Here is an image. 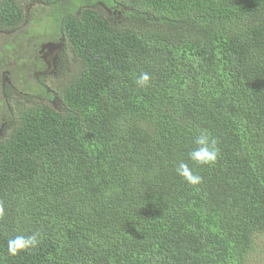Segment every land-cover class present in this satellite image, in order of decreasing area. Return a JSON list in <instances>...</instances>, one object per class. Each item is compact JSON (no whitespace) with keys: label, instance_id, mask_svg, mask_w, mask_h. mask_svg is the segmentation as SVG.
Masks as SVG:
<instances>
[{"label":"trees","instance_id":"1","mask_svg":"<svg viewBox=\"0 0 264 264\" xmlns=\"http://www.w3.org/2000/svg\"><path fill=\"white\" fill-rule=\"evenodd\" d=\"M32 1L0 0V26ZM51 1L68 48L0 134V264H249L264 247V0ZM203 129L210 166L188 158Z\"/></svg>","mask_w":264,"mask_h":264},{"label":"flooded vegetation","instance_id":"2","mask_svg":"<svg viewBox=\"0 0 264 264\" xmlns=\"http://www.w3.org/2000/svg\"><path fill=\"white\" fill-rule=\"evenodd\" d=\"M58 5L60 6V3L56 1L50 0L46 3L44 0H33L25 7L26 18L21 24L14 28L0 26V35L13 34L17 38L21 36L18 31L22 26L27 23L32 24V18L37 21L38 16H41L38 14L39 9L46 7L50 10L51 16L39 22L40 30L36 28L31 33L27 30L28 40L25 45L21 44L19 53L11 44H0V70L3 72L2 89H0V134L8 128L11 115L15 112V93H20L22 88H27L26 83L30 77H35L37 80L35 84L46 86L53 84L54 79L63 73L60 67L63 69L62 54L68 48V40L62 25L58 24V14H55L59 10ZM67 7L69 10L63 11L65 14L71 11V6ZM32 8L33 11H31ZM53 16L54 22L50 21ZM20 41L23 40L20 39ZM30 70L32 73L29 72ZM17 71H20L18 83H13L11 78Z\"/></svg>","mask_w":264,"mask_h":264},{"label":"clouds","instance_id":"3","mask_svg":"<svg viewBox=\"0 0 264 264\" xmlns=\"http://www.w3.org/2000/svg\"><path fill=\"white\" fill-rule=\"evenodd\" d=\"M135 82L140 87H146L150 83V76L142 72ZM193 143L195 147L189 151L188 158L194 165L210 166L216 162L219 156L218 143L208 130H200L199 134L194 137ZM176 173L190 185H198L202 182V177L183 161L177 165ZM2 214L3 206L0 205V215ZM40 242L38 232H33L31 235L20 234L7 241V248L9 254L17 255L21 251L37 247Z\"/></svg>","mask_w":264,"mask_h":264},{"label":"rangeland","instance_id":"4","mask_svg":"<svg viewBox=\"0 0 264 264\" xmlns=\"http://www.w3.org/2000/svg\"><path fill=\"white\" fill-rule=\"evenodd\" d=\"M73 1H76V4L79 5L85 1H90V0H73ZM70 6H71V4H70ZM31 11H33V8L31 9ZM49 11L50 10L46 7L45 8L42 7L41 9H39L38 14H41V16H38L37 21L33 20V18H32V24L27 23L26 25L22 26L18 31L21 34L20 37L16 38V36H14L13 34L0 35V44H11L14 47H16L17 53H19L21 44L25 45L26 40H28L27 37L29 34L27 33V30H30V33H31V31L33 32L36 28L38 30H40L39 27H41V25L39 22L42 21L43 19H46L47 17L51 16ZM50 21L54 22V16L52 17V19ZM20 39L23 41H20ZM8 47H11V46H8ZM10 70H12V68H10ZM29 72L32 73L31 70ZM19 73H20V71H17V73L15 75H12L13 78H11V80L13 83H18ZM1 78H3V72L0 70V80H1ZM9 79H10V76H9ZM36 82H37V80L33 76V78L30 77L28 79L26 84L29 85L30 87H32L35 85ZM250 256L252 258L250 259L249 264H264V247L260 246L259 248H257V250L255 252H252V254Z\"/></svg>","mask_w":264,"mask_h":264}]
</instances>
